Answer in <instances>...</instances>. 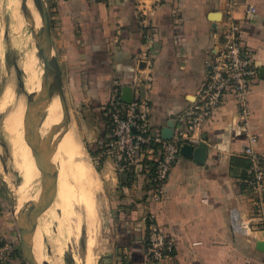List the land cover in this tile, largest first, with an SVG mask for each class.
<instances>
[{
    "label": "crops",
    "instance_id": "0c3cea01",
    "mask_svg": "<svg viewBox=\"0 0 264 264\" xmlns=\"http://www.w3.org/2000/svg\"><path fill=\"white\" fill-rule=\"evenodd\" d=\"M238 1L256 7L247 13L239 4L234 14L243 39L256 48L264 68V0ZM225 2L51 0L52 53L63 91L75 107L82 140L98 163L109 209L97 248L98 264H146L149 213L174 245L172 255L159 264H264V250L255 246L256 240H264L260 232L235 233L231 224L232 209L251 227L257 219L242 181L247 169L241 156L245 135L232 101L216 109L204 125L199 142L202 158L179 154L159 199L152 198L140 161L127 179L102 151L114 82L121 89L139 88L152 107L150 124L160 132L194 100L208 59L219 45L217 27ZM148 48L156 49L152 62L145 57ZM249 106L250 125L259 135L257 149L264 151V71L249 95ZM17 216L0 187V244L17 246ZM11 261L24 264L15 253Z\"/></svg>",
    "mask_w": 264,
    "mask_h": 264
},
{
    "label": "built area",
    "instance_id": "2783aa9c",
    "mask_svg": "<svg viewBox=\"0 0 264 264\" xmlns=\"http://www.w3.org/2000/svg\"><path fill=\"white\" fill-rule=\"evenodd\" d=\"M239 4L244 5L247 13L256 11L255 5L248 2L226 0L223 18L217 27L219 45L208 59L204 80L199 85L194 100L174 116L171 137L165 139L160 131L152 128L151 104L148 99L143 98L136 85H132L131 100L124 102L120 98L122 85L114 82L106 108L109 124L103 135L102 151L113 158L118 172L130 166L135 167L139 161L145 160L142 169L147 172L148 189L153 199H159L181 146H197L203 139L201 132L204 125L213 112L232 101L239 126L245 135L241 156L247 161V169L242 181L252 198L257 219L251 227L232 209L231 224L235 233L243 234L251 229L264 237V151L257 149L259 135L250 125L249 106V95L259 77L260 65L256 48L248 44L241 35V26L234 14ZM155 52L156 49L148 48L146 60L152 62ZM147 83H150L149 78ZM253 237L256 238L255 235ZM144 240L146 264H159L174 251L172 238L159 227L151 213L146 215ZM11 250L8 244H0V264H13ZM17 256L20 257V254Z\"/></svg>",
    "mask_w": 264,
    "mask_h": 264
},
{
    "label": "rangeland",
    "instance_id": "374dc122",
    "mask_svg": "<svg viewBox=\"0 0 264 264\" xmlns=\"http://www.w3.org/2000/svg\"><path fill=\"white\" fill-rule=\"evenodd\" d=\"M30 1L41 25L38 10L35 7L33 0ZM45 2L48 10H50L52 8L51 0H45ZM31 57L33 60L28 61ZM28 62H32L41 85V82L43 81L42 61L37 54L36 40L33 34V21L27 8V0H24V5L23 0H0V187L5 193L6 200H8L12 206H15L18 215L22 214L28 205L30 206L31 201L29 198L39 192L41 186L40 174L36 177L31 174L32 176L28 183V187L30 188L29 198L19 202L18 190L23 180V170L30 171V169L32 170L35 168L30 148L24 139V111L22 113L21 128L12 119V115L16 111L18 105L22 104L23 110H25L28 95L37 92L29 88L31 85L25 83L23 68ZM53 94H56L60 101L59 92L55 87H53ZM64 97L69 112L67 127L72 128V131L76 135L88 169L85 177H81L82 181L79 178L80 183L76 182L75 185L78 186L81 184V187L84 184V188L82 187L83 189L80 187L77 188H80L83 191L87 190L86 192L90 189L89 191L92 193L90 194V192H88L90 196L93 197L94 215H92L91 221V227L94 229L92 232L93 244L88 250L85 243L89 229H86L88 227L84 224L86 222L84 210L76 209V213H79L78 217L80 219L77 218L79 222L77 232H75V236L77 237L71 239L66 235V226L61 216V211H58L54 207V199L51 206L42 213L37 220L36 228L42 234L40 247L43 248V258L45 259L41 260V264H45V261L51 264L50 261L54 258L59 259L61 264H84V259L86 258L87 253L91 255L93 264H98L97 248L101 233L105 229L104 221H106L109 209L106 206L107 202L105 200V193L95 167L98 163L97 161L92 160L89 149L82 140V135L76 118L77 113L75 112V107L71 98L67 97L65 93ZM32 112L33 115L37 116V121L43 117L41 105L35 106ZM62 120L63 114L59 122L55 124V127H59ZM51 126L47 127L46 131L48 129L50 131ZM47 138L53 140V157L57 148L58 140L53 138L52 135H48ZM57 160L58 154L55 155L56 164ZM89 175V179H91H88L87 181ZM86 182H88V184ZM87 185H90L89 189ZM251 224H254V222ZM76 233H78V235H76ZM15 241L17 245L16 247L19 249L18 235ZM10 248L13 249L12 246H10ZM22 261L24 264H27L23 259Z\"/></svg>",
    "mask_w": 264,
    "mask_h": 264
},
{
    "label": "water",
    "instance_id": "95a60500",
    "mask_svg": "<svg viewBox=\"0 0 264 264\" xmlns=\"http://www.w3.org/2000/svg\"><path fill=\"white\" fill-rule=\"evenodd\" d=\"M33 3L38 10L41 20L38 31L34 30L35 23L33 22V34L36 40L37 54L42 61L43 81L41 82L39 91L35 94H29L27 97L23 113V126L24 139L30 148L34 165L39 170L41 186L38 196L33 201L32 205L15 219L20 255L27 264H38L31 248V238L35 231L39 216L51 206L57 192V175L55 173L54 163L51 159L53 140L47 137L42 140L39 138L37 127L40 120L37 121V116L33 115L32 111L35 106L41 105V110L44 112L45 103L52 97L53 87H55L59 92L63 109V120L60 127H66L69 118L67 103L62 88L61 70L51 48L49 10L45 0H33ZM263 71V67L259 68V74ZM131 97V88L129 86L122 87L120 95L121 100L129 102ZM173 126V120L168 122L167 125L161 129V136L165 139H169L172 135ZM201 145L202 144L199 143L197 146L193 147L189 144H184L180 148V153L184 155H193L196 160H200L203 153ZM255 246L259 250H264V240H256ZM45 264L50 263L45 261Z\"/></svg>",
    "mask_w": 264,
    "mask_h": 264
},
{
    "label": "bare ground",
    "instance_id": "6f19581e",
    "mask_svg": "<svg viewBox=\"0 0 264 264\" xmlns=\"http://www.w3.org/2000/svg\"><path fill=\"white\" fill-rule=\"evenodd\" d=\"M27 8L30 12L32 21L35 23L34 30H38L40 28V21L38 20L39 18H37L36 16V12L34 11L33 5L30 0H27ZM30 60H33L32 57L28 61ZM23 71L25 75V83L31 85L29 88L33 89V91H38L40 87V81L36 75L32 62H28L24 66ZM60 104L61 103L58 97L56 96V94H53L50 100L45 103L43 117L38 122L37 132L41 140L45 139V137H48V135L50 136L52 135L53 138H56L58 140L56 151L53 157H51L52 162L54 163L55 173L57 175V192H56L54 207L58 211H61V216L66 226L65 229L66 235L71 239L77 237L75 236V232H77L79 225V222L77 220V218H79L78 217L79 213L78 214L76 213L77 212L76 209L84 210L86 217V222L84 224L87 225L88 227L86 228L85 226V228L89 229L88 237L86 238L85 244L87 245V248L89 250V248L93 244L92 232L94 230L91 227L92 215H94L93 200H92L93 197L90 196V194L92 193L91 191H89L90 190L89 186L91 184L89 186L87 185L89 189L88 192H90V194L86 192L87 190L86 191L81 190L84 188L83 186L84 184L81 187H80L81 184L80 185L77 184L78 186L75 185L76 182H79L81 180V177L83 176L85 177L88 169L86 166L85 157L82 154L80 144L77 140L76 135L72 131V128L67 126L55 127V124L59 122L63 114ZM23 111H24L23 105L22 104L18 105L16 111L12 115V119L20 126V128L22 127ZM49 126H51L50 131L49 129L46 131L47 127ZM56 154H58L57 164L55 163ZM31 174L35 177L39 175V170L37 169L36 166L32 170L30 169V171L23 170V176H22L23 180L18 190L19 202L26 198H29L30 188L28 187V183L30 182L29 179L32 176ZM89 177L90 175L87 177V181ZM86 183L88 184V182ZM77 187H80L81 189ZM38 193L39 192L35 193L33 196L29 198L31 201L30 206L32 205L33 201L37 198ZM30 206L28 205L27 208H29ZM76 235H78V233H76ZM41 241H42V234L40 231L37 230V228H35V231L31 238V248L38 264H41L42 259L45 260L43 258V248L40 247ZM50 262L51 264H61L60 260L57 258L52 259ZM84 264H93L91 255L88 253L86 255V258L84 259Z\"/></svg>",
    "mask_w": 264,
    "mask_h": 264
},
{
    "label": "trees",
    "instance_id": "16d2710c",
    "mask_svg": "<svg viewBox=\"0 0 264 264\" xmlns=\"http://www.w3.org/2000/svg\"><path fill=\"white\" fill-rule=\"evenodd\" d=\"M106 108H107V106H106ZM108 117V116H107ZM108 124H109V119H108ZM245 159V158H244ZM246 160V159H245ZM247 162V161H246ZM146 163V161L144 160V161H140V165L141 166H143V164H145ZM147 163H148V161H147ZM97 169H98V165H97V167H96ZM150 169H151V171L153 172V167L151 166L150 167ZM121 174H123L124 176H127V179H131V177H132V175L133 174H135V171H134V167L133 166H130V167H127L125 170H123L122 171V173ZM245 176H246V174H245ZM244 176V177H245ZM243 177V178H244ZM20 254V252H19V249H18V247H15V248H13L12 249V251H11V254Z\"/></svg>",
    "mask_w": 264,
    "mask_h": 264
}]
</instances>
